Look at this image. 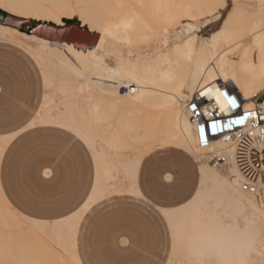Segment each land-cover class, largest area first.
I'll return each mask as SVG.
<instances>
[{
    "label": "bare ground",
    "instance_id": "obj_1",
    "mask_svg": "<svg viewBox=\"0 0 264 264\" xmlns=\"http://www.w3.org/2000/svg\"><path fill=\"white\" fill-rule=\"evenodd\" d=\"M225 2L0 0L1 8H6L10 12L7 14L13 17L50 18L59 27L64 25L58 22V14L71 11L68 15L72 16L76 10L82 21L90 23L87 29L99 36L94 48L79 50L70 43L56 45L48 39L0 25L1 34L35 43L37 47L32 56L43 67V85L53 89L52 93H45L36 122L57 126L78 137L90 150L96 170L87 204L72 216L53 222L19 215L0 189L1 228L14 225L23 232L21 222L16 219L19 218L33 229L35 236L48 235L50 230L71 262L81 264L76 252V234L84 212L108 195L131 192L136 168L145 154L168 145L204 154L196 146L185 109L187 99L198 87H209L216 98L217 83H224L241 95L245 108L254 106V98L264 91L263 23L251 25L246 31L223 25L208 37L204 48L197 47L195 31L216 24ZM48 67L56 70V79L51 76L54 71L51 75L48 73ZM259 105L264 112V99ZM10 140L11 137L0 138V160ZM216 147L222 149L223 146L217 144ZM129 151L134 154L126 160L124 157ZM122 172L130 183L128 190L115 186L124 178L120 175ZM200 173V184L192 201L180 209L165 212L174 239V253L181 251L179 248L185 242L192 247L191 254L185 249L189 254L179 263L251 264L250 252L258 257L259 249H264L255 245V233L264 227V200L240 191L239 175L233 168L222 177L200 164ZM207 187L208 197L219 198V212L206 201L200 207L194 206ZM1 228L0 264L44 262L43 254L42 262L35 261L32 253L36 254V250L31 254L25 248L16 251L20 246H14L6 236L12 232ZM26 229L24 227V231ZM29 256L34 257V261L28 259Z\"/></svg>",
    "mask_w": 264,
    "mask_h": 264
},
{
    "label": "crops",
    "instance_id": "obj_2",
    "mask_svg": "<svg viewBox=\"0 0 264 264\" xmlns=\"http://www.w3.org/2000/svg\"><path fill=\"white\" fill-rule=\"evenodd\" d=\"M260 23L264 26V9L263 20L255 24ZM253 53L257 55V51ZM9 85L8 77L0 80V138L11 137L0 160L1 192L8 204L26 218L53 222L72 216L87 204L94 188L96 170L91 152L74 134L79 141L64 133L69 131L38 124L36 117L41 108L32 118L27 98L14 108ZM167 147L183 152L197 164L195 193L189 199L172 195L171 180L150 176L153 169L149 167L146 175H137L140 160L131 192L108 195L84 212L76 234L81 264L166 263L170 249L174 250V239L169 224V230L162 226V218L165 212L190 203L201 180L200 162L194 153L173 145L155 149ZM174 164L180 168L189 165L178 155L174 156ZM125 185L124 190L130 189L128 183ZM186 246L185 242L179 249L190 253L192 247Z\"/></svg>",
    "mask_w": 264,
    "mask_h": 264
},
{
    "label": "rangeland",
    "instance_id": "obj_3",
    "mask_svg": "<svg viewBox=\"0 0 264 264\" xmlns=\"http://www.w3.org/2000/svg\"><path fill=\"white\" fill-rule=\"evenodd\" d=\"M71 5L74 6V3L71 2ZM74 9L75 8H73V10ZM263 9H264V0H226L223 10H220V16L218 18L217 23L214 25H209L205 29H203V27H199L200 29L198 28V30L195 31L196 41L198 42L197 47L204 48L208 37L214 31L224 26H227L228 28H232V29H243L246 31L249 28V26L254 25L255 23L263 20ZM0 11L4 13H10L6 8H1V6H0ZM70 13L68 14L70 15ZM68 14H65V15L60 14L61 16L58 14V17H57L58 22L63 23V25H69V23L71 24L78 23L79 25L82 24L81 26H83L84 28H88L90 26L89 22L88 23L84 22L82 21L83 18H79L80 16L79 14H77L76 10L73 11V14H71L72 16H69ZM29 20H31L33 23H41V22L49 23V24L56 23L55 21H53V19L52 20L50 18L43 19L41 17L37 19L35 18V16L33 17L30 16ZM226 21H228V23L230 22L229 24L231 25H228ZM21 32H24V31L21 30ZM0 35H4L6 37V38L5 37L3 38L2 36H0V80L2 81L5 77H8L10 79V85H9L11 89L10 96H11L12 106L14 108L17 107V105H14V104L24 102L25 98H27V102L29 103L27 104V109H31L32 118H33L35 115V112L39 111V109L41 108V104L43 103L44 93L46 92L48 93V91L51 93L53 92V89L51 88H48V87L44 88L43 81H42V76H43L42 68L43 67L40 66L35 61L34 57L32 56V51H34V49L37 46L35 45L33 41L21 39L14 35H8V34L6 35V34H1V33ZM69 58L71 59V61L74 62V60L71 57ZM50 68L51 67H48V70H49L48 73L51 75L54 71L55 72L53 73L54 75L53 74L51 75L52 78H54L55 76H57L56 70H54L53 68H51L52 69L51 70ZM54 79H56V77ZM1 95L2 93L0 89V96ZM263 99H264V93L260 95V100L262 101ZM64 133H66L67 135L71 137H74V139L79 141V139L73 136L72 133L66 132V131H64ZM133 154L134 152L129 151L128 154L125 155L124 158L128 160L133 156ZM175 155L180 156V158H182L183 161L186 160L187 163H189V165L186 166V164H184L181 168L177 167L174 164ZM195 155L198 161L200 162V164L204 165L209 172L213 174L217 173V172L214 173V171L212 172L211 168L205 162L202 161V158H203L202 154L201 155L195 154ZM193 162L194 160L191 157L185 156L183 152L176 151L175 149L171 147H167L163 149H155L153 152L149 153L148 155L144 156L141 159L140 167L138 170L139 173L137 175L139 176L146 175L145 174L146 169L149 167L153 169L152 172L150 173V176L164 177L165 180H171L173 184L171 186L172 195H177L179 197H185L186 199H189L195 193L196 185H197L196 184L197 183V164ZM167 174L170 175L169 179L165 178ZM120 175L124 176V178H121L122 180H120V183H118L117 181V183H115L116 184L115 186L117 188H120V190H124L126 187L125 183H128V184L130 183L128 179L126 178L127 176H125V173L122 172V174L120 173ZM185 175L188 178H185ZM217 175L222 176V174H219V173H217ZM222 177H226V176L223 175ZM208 195H209V187L205 189L204 194H202L197 200H195L194 206L200 207L201 204L206 201L207 204H209L210 207H212L214 211L219 212L221 205L218 203V199H219L218 196L208 197ZM16 212L18 213V211ZM17 216L19 217V215ZM16 219L18 220L19 223L21 222L20 227L22 228L23 232H19V228L14 225H10L11 227H8V228L2 227L3 229L0 227L3 231H6V232L11 231L12 234L13 233L15 234V236L13 234V236H10L11 237L10 238L9 235H12V234L4 232L5 234H9V235H6L9 238L8 239L9 242L13 243L14 246H17V247L20 246V248H18L20 250L16 248V251L20 252L23 248H25L24 250L30 252L31 254V252L36 250L35 253L38 256L34 254V252L32 253L33 255L36 256V258L32 256L27 257L28 259L31 258L30 260L32 261H34L33 260L34 258L35 261L42 262L41 257L46 256L47 260H45L46 258L45 259L43 258L44 259L43 263L37 262L36 264H45L46 263L45 261H48L47 262L48 264H50L51 262L52 264H73L70 258H68L66 254L64 253V250L60 246L59 241L54 239L50 230L48 231V235H44V236L37 235L39 236L38 238L37 236L34 235V231L30 226L22 222L19 218H16ZM161 224L164 227L166 226L167 230H169L168 223L164 217L162 218ZM23 226L25 227V229L28 226L27 227L29 228L28 231L27 229L24 231ZM255 234H256L255 240H257V243H255V245L258 247L260 246L264 247V227L259 228ZM168 236L170 237L169 232H168ZM13 237L14 238L19 237V239L17 238L14 239ZM36 237L38 239H40V237L41 239L42 238L43 239L39 241ZM12 238L14 240V241L12 240L13 242L11 241ZM169 239L171 241V237ZM43 242H45L46 244L45 243H44L45 245L39 244ZM16 244H19V245H16ZM22 244L24 245L21 246ZM28 245H29V248H28ZM48 246L51 249H49ZM171 246H172V241H171ZM259 250L261 252L260 253L261 256L259 255L260 257L259 256L257 257L255 252H252V251L250 252L249 261H251V264L264 263V249H259ZM55 251L56 253H54ZM12 252H14L13 254H15V251H12ZM41 254H43V256ZM184 255H186V251L181 250L179 252L172 253V248H171L170 253L167 256L165 264H167L169 260L174 261L172 264H175V263L178 264L180 261L183 262L186 259V256ZM59 256H62V257L60 258ZM256 257L259 260H257ZM9 258L11 259L13 257H9ZM97 259L104 260V259H99V258Z\"/></svg>",
    "mask_w": 264,
    "mask_h": 264
},
{
    "label": "built area",
    "instance_id": "obj_4",
    "mask_svg": "<svg viewBox=\"0 0 264 264\" xmlns=\"http://www.w3.org/2000/svg\"><path fill=\"white\" fill-rule=\"evenodd\" d=\"M209 87H198L185 104L188 119L193 127L196 146L204 152L202 161L221 174H227L231 168L239 175L241 192L264 200V112L259 105L260 97L253 100L252 108H245L241 95L224 83H217L220 93H226L236 99L237 107L227 105L223 95L218 104L216 98L208 92ZM224 104L225 111H221ZM248 115L243 124L231 121ZM216 124L213 132L211 125ZM205 128L204 139L201 140L200 128ZM222 144V149L216 147Z\"/></svg>",
    "mask_w": 264,
    "mask_h": 264
},
{
    "label": "water",
    "instance_id": "obj_5",
    "mask_svg": "<svg viewBox=\"0 0 264 264\" xmlns=\"http://www.w3.org/2000/svg\"><path fill=\"white\" fill-rule=\"evenodd\" d=\"M0 25L15 28L19 31L23 30L28 34L48 39L56 45L70 43L79 50L94 48L99 39L97 33L90 32L78 23L59 27L51 23H33L29 19H19L2 12H0Z\"/></svg>",
    "mask_w": 264,
    "mask_h": 264
},
{
    "label": "snow or ice",
    "instance_id": "obj_6",
    "mask_svg": "<svg viewBox=\"0 0 264 264\" xmlns=\"http://www.w3.org/2000/svg\"><path fill=\"white\" fill-rule=\"evenodd\" d=\"M210 93H211V89L209 88L207 93L201 92V95L203 96V95L210 94ZM222 95L224 97V100L227 101V105H230L232 108H236L237 107L236 99L229 97L226 93H220L219 90H217V93H216V101H217L218 104L220 103V97ZM225 107L226 106L224 104H221V111L222 112L225 111ZM246 119H248V115L242 116L239 119H236L234 121H231L229 123V125H226V127H230L232 123H235V124H243ZM261 119H264V116H262ZM211 129H212L213 132L216 131V124L215 123H213L211 125ZM204 133H205V128L202 126L200 128L201 140L204 139Z\"/></svg>",
    "mask_w": 264,
    "mask_h": 264
},
{
    "label": "trees",
    "instance_id": "obj_7",
    "mask_svg": "<svg viewBox=\"0 0 264 264\" xmlns=\"http://www.w3.org/2000/svg\"><path fill=\"white\" fill-rule=\"evenodd\" d=\"M1 12V11H0ZM3 14H5L4 12H2ZM69 24H71V23H69Z\"/></svg>",
    "mask_w": 264,
    "mask_h": 264
}]
</instances>
